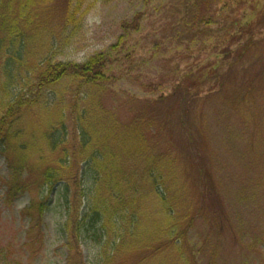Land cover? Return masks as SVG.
<instances>
[{"label": "rangeland", "instance_id": "1", "mask_svg": "<svg viewBox=\"0 0 264 264\" xmlns=\"http://www.w3.org/2000/svg\"><path fill=\"white\" fill-rule=\"evenodd\" d=\"M48 1L56 9L66 3ZM223 10L216 0H85L80 21L65 26L41 12L50 25L33 31L21 79L7 85L8 95L28 102L11 113L4 43L0 122L11 116L13 131H27L0 151V264H264V0H229ZM102 53L109 58L101 80L36 91L43 59L84 63ZM49 130L55 149L42 146ZM29 143L35 149L22 150ZM64 154L70 164L58 179L79 174L88 197L79 186L43 184L46 168L59 167ZM171 157L173 168L165 162ZM14 159L24 163L18 174ZM132 168L137 175L125 180ZM28 175L30 187L11 201L7 181ZM112 176L118 189L104 180ZM172 199L182 209L179 233L169 238L161 205L146 208L153 200L173 208ZM41 200L49 202L43 217L37 206L24 210ZM88 200L102 207V219L90 231L87 219L75 239L74 212L83 215Z\"/></svg>", "mask_w": 264, "mask_h": 264}, {"label": "trees", "instance_id": "2", "mask_svg": "<svg viewBox=\"0 0 264 264\" xmlns=\"http://www.w3.org/2000/svg\"><path fill=\"white\" fill-rule=\"evenodd\" d=\"M81 1L80 0H66L65 7L64 5L63 6L59 5V9H56L53 6V3L50 4V6L48 7V2H49L48 0H9V1L3 0L2 1L3 7H0V48L3 47L6 41H9L10 43L9 51L10 52H7V58L1 68V72L3 73V76L6 79V82H5L6 85L4 86V89H5L4 93H5L6 98L4 100L9 98L8 102H6L4 105L5 106L7 105L10 108V113L14 105L25 106L28 102V101H25L26 98L23 95H20V94L18 95V93L12 96L8 95L9 89L7 88V85L9 83L15 84L18 81V79H21L20 70L24 62L23 54L26 53L27 47H28L27 41H29V39L33 37L34 35L33 31L40 30L39 28H41L43 24H46L48 22V21L40 20L39 16L41 15V12L43 14L46 13L49 17L58 16V19L64 23L62 26H65V24H68V22L72 21V19H76V17L78 16V13L80 12L81 4H82L80 3ZM217 1H218L217 3L220 5L221 11H224L223 9L229 5V0H217ZM46 7L48 8L46 9ZM70 8H74V9L70 11ZM43 10H47V11L43 12ZM7 15L9 18L8 23L6 22ZM19 24L23 25L25 29L20 28ZM15 45H18V47H16ZM108 58L109 57L107 54L102 53V54H97V55L92 56L88 61L84 63H78L75 61H62V60L51 62V61H48L47 59H43L41 61V68L39 69L36 75L37 83L35 85V89L37 92L42 91L48 87L59 85L60 83L66 80L67 81L70 80L72 83H75L77 81L80 83H87V84L93 83L99 79L101 80L102 77L100 76L103 74V67L106 65ZM14 121H15V118L12 119V117L10 116L8 125L5 122H0V148H2L0 149L1 152L5 153L4 150L10 149V148H7L8 147L7 145H9L10 143L14 144L16 142L17 140L16 135L18 133H20L21 136H24L25 134L24 131H27V130H22V132L19 130L13 131L12 124L14 123ZM125 127H126L125 132L127 133V136L131 135L130 138L132 140L133 135H132L131 127L129 125ZM53 134L54 133L52 132V130H49L48 132L45 133L44 136L46 140L48 141L49 147L55 149V147L57 146V141L55 139H58V138L54 137ZM20 135H17V136L20 137ZM133 141H134L135 149L139 152L141 148V144L140 143L137 144L136 139H133ZM23 149H27V150L35 149V144L34 145L32 143H29L28 145L24 144L22 146V150ZM93 156H96V155L92 153L90 157L93 158ZM69 158L70 157H68V159ZM68 159L66 158V154H64V159L61 157L57 161V165H59V167L57 168L47 167L46 168L42 176L44 185L50 187L52 190L55 188L54 186L56 184V180H60L58 179L60 170H62V172H65V169L69 168L68 165L70 164V162ZM157 160L160 161L159 163L164 162L163 161L164 159H162V157L161 159H156L155 161ZM165 162H166V166L168 165L171 168H173L176 163V159L174 157H171ZM12 163L19 164L17 167L18 172L21 171L22 168L24 167L23 166L24 163L21 161L17 162L14 159V162ZM140 163H142V161ZM139 166L141 165L139 164ZM35 167H36V164L29 165L28 169L30 168L35 169ZM166 169L168 168L166 167ZM117 171H123V170L120 168H117ZM85 173L86 171H84L83 169L82 175H84ZM136 175L137 173L135 169L132 168L128 172V175L125 180H132V178L135 177ZM152 175L154 177V173H150L148 176L150 179L153 180L155 185H157L158 181L156 177L153 178ZM77 176L80 178L79 174ZM157 177L159 178V182H160L161 174L160 175L158 174ZM82 179L80 178V183L78 184L79 187L76 186L78 187L77 194L80 192L79 196L80 197L84 196V198H86L88 197L86 192H82V187H81ZM164 179L165 178H163V181L161 184L165 183ZM104 180L105 182L110 184L108 187L118 189L119 183H118L117 177H114V176L110 177V181H108V179L106 180V178ZM179 185L181 186L180 190L183 189L182 185L178 184V186ZM29 187H30V183L28 184V186L26 185L25 187H20L17 182L15 185L11 186L10 191L7 193V197L12 201L16 199L21 192L26 191ZM102 189L99 188L98 190L97 202L101 201V199H104V198H100L102 194L101 193ZM167 189L168 188L166 187L165 189L160 190L158 187L157 190L160 196L161 194L166 196ZM91 195L92 196L90 197V202L91 200L94 201L93 197H96L95 193ZM67 197H69V193ZM78 199L80 198L77 197V200ZM160 200H163V198ZM74 201H75V196H74V199L71 201V205L74 204L73 207L77 204L76 202L74 203ZM90 202L88 200L89 205L85 209L83 215L81 214L79 215V213L75 212L76 215L74 216L76 217V220L73 226V230L71 231L74 234L75 239L79 238L80 227L82 228V225L87 221V219H90V221L86 223L87 225H89L88 227L89 231L92 227H93L92 229H94V227H96V225L102 219V212H101L102 207L99 206L98 208L97 206L96 207H94L93 205L91 206ZM47 204H48L47 200H41L39 202V205L36 204L35 202H32V204L26 207L24 210L27 212V210L30 211L32 208H34V206H37L36 208L40 216L43 217L42 214L45 212ZM166 204L167 203L165 202V205ZM170 212L171 213L169 215L172 214V210H170ZM162 213L163 215H165L163 211ZM26 216L32 217L33 221L35 220L34 216L29 213H26ZM166 217L167 216H165V221H164L167 224L165 233L169 235V238H173L179 233L178 231L179 229L177 225V219L179 215L177 216V218H175L174 221H169V219H167ZM72 219H73V215L70 209H68L67 222L65 224L67 228L71 227ZM94 232L96 231L94 230ZM136 235L137 234H135L133 239L136 237ZM139 235L141 234L139 233L138 236ZM99 238H102V237L100 236ZM122 243H123L122 244V247H123L125 245V241Z\"/></svg>", "mask_w": 264, "mask_h": 264}, {"label": "bare ground", "instance_id": "3", "mask_svg": "<svg viewBox=\"0 0 264 264\" xmlns=\"http://www.w3.org/2000/svg\"><path fill=\"white\" fill-rule=\"evenodd\" d=\"M81 1V0H80ZM84 1L85 0H82L80 3H82L81 5H83L84 4ZM218 1L216 0V3H217ZM74 8H70V11H72ZM80 12H81V8H80ZM80 17H76V19H72V21H74V20H78L77 22H79L80 21V19H79ZM72 21H70V22H68V24L69 23H71ZM50 25V24H49ZM47 23L46 24H43V26H41V28H39L40 30H45L48 26H49ZM41 33H43V32H39L38 34H41ZM190 107V106H189ZM45 112H48V111H45ZM49 113V112H48ZM50 115L51 116H54V113L53 112H51L50 113ZM188 117H189V114H188V109H187V111L185 112V119H188ZM16 137L17 138H19L17 135H16ZM21 138V137H20ZM44 144L42 145L44 148H48L49 147V144H48V142L46 141V142H43ZM39 148V147H38ZM50 148V147H49ZM21 164V163H20ZM18 165L19 164H15V163H10V168H12V171H13V173L14 174H18V171H17V167H18ZM84 180V179H83ZM18 182V185L20 186V187H25L26 185H28L29 183H30V175H28V176H26V177H18V176H15V177H13L12 179H10V180H8L7 181V193L10 191V189H11V186L12 185H15L16 183ZM62 183H68L67 185H65V187L67 188L68 186V189L70 188V187H72V186H78V184L80 183V178L77 176V175H74V176H70V177H68V179H65V180H56V184H55V186L54 187H57V186H59V184H62ZM68 189H66V190H68ZM172 201L174 202V204H173V208L172 207H170L169 206V204L170 203H168V206L167 205H163V203L161 202V201H152L151 202V204H148V205H150V207L149 208H146V209H153V208H155V207H157L158 205H161V207H162V210H163V212H164V214H165V216H167L166 218L167 219H169V221H174L175 220V218H177V217H174V216H172V215H169V213H168V210L170 211V210H172V209H174V212H177V216L179 215V212L181 211V209H182V207H181V204L177 201V200H175V199H172ZM48 205H49V202H48ZM101 212H104L102 209H101ZM45 213V212H44ZM44 213L42 214V215H44ZM75 213V212H74ZM40 234V233H39ZM120 248H122V246L120 245V246H118V247H114L113 249H112V253L113 254H115V253H117L118 251H119V249Z\"/></svg>", "mask_w": 264, "mask_h": 264}]
</instances>
